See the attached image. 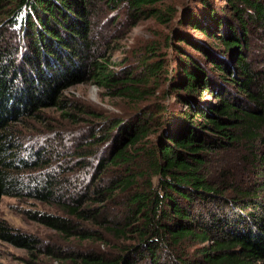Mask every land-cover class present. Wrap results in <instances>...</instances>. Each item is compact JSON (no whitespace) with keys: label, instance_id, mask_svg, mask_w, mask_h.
<instances>
[{"label":"trees","instance_id":"obj_1","mask_svg":"<svg viewBox=\"0 0 264 264\" xmlns=\"http://www.w3.org/2000/svg\"><path fill=\"white\" fill-rule=\"evenodd\" d=\"M189 1L179 10L172 0H0V202L61 209L32 212L74 244L48 255L71 264L264 261V0ZM151 18L170 25L175 64L152 45L116 69L109 37ZM87 81L130 110L107 116L64 94ZM48 108L98 121L62 152L18 131ZM77 168L86 179L66 182ZM0 239L40 245L4 221Z\"/></svg>","mask_w":264,"mask_h":264},{"label":"rangeland","instance_id":"obj_2","mask_svg":"<svg viewBox=\"0 0 264 264\" xmlns=\"http://www.w3.org/2000/svg\"><path fill=\"white\" fill-rule=\"evenodd\" d=\"M172 2L179 7V10L184 8V5L192 6L189 0H172ZM105 28L104 31L110 34L108 27ZM170 32V25H163L154 18L142 20L137 25L129 28L123 27L121 33L117 35L118 38L109 37L113 66L119 69V66L125 61H135V54L145 52L146 48L152 45H156L162 52L168 51V59H171L172 65L175 64L174 61L172 62V58H176L172 48L167 49L165 45V39ZM64 94L76 104L101 112L107 116L122 115L130 110L128 101L121 97L107 95L105 90L89 81L69 88ZM65 111L72 112L69 110H58L57 108L44 109L40 118L25 120L24 123L18 126V131L25 139H31L34 144L40 141L46 144L49 142L52 146H55V149L62 152H64V148L67 151L71 148L75 149L81 145L78 139L84 134L81 133L82 128H87L98 120L87 113H83L81 116L85 121L76 123L73 118L64 114ZM229 158L232 162V167L234 166L237 170L239 162L236 161L234 155L229 156ZM58 161H52V169L57 166ZM78 164L75 163L73 166L76 167ZM48 171L51 172L50 169ZM58 171L62 170L58 168ZM241 176L246 180L249 178L248 173L245 176ZM85 177V170L77 168L75 171L66 173L65 181L76 182L80 181L79 179L81 178L86 179ZM33 211L62 213L56 204L46 203L38 199L2 197L0 202V221L7 222L9 227L15 231L37 237L40 240V245L39 249L29 251L0 239V264H71L48 255L46 249L49 246L57 249L68 248L74 244L62 234L34 219L32 216ZM261 264H264V261Z\"/></svg>","mask_w":264,"mask_h":264}]
</instances>
